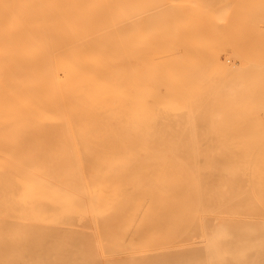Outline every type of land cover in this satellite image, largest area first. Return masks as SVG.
<instances>
[{
    "label": "bare ground",
    "instance_id": "obj_1",
    "mask_svg": "<svg viewBox=\"0 0 264 264\" xmlns=\"http://www.w3.org/2000/svg\"><path fill=\"white\" fill-rule=\"evenodd\" d=\"M234 1L11 0L18 10H0V80H7L8 90L4 86L1 96L11 98L0 108V138L17 149L37 144L36 163L30 153L19 160L20 169L27 166L29 172L0 192V264L31 248L34 227L41 238L52 235L55 264H264V120L247 119L243 127L227 131L233 123L219 119L213 100L218 78L236 79L226 88L229 99L263 89L264 67L252 66L246 74L244 61L235 58L228 65L207 55L211 65L198 86L209 97H195L199 104L184 102L181 109L175 101L170 108L167 99L160 101L167 86L164 93L148 94L158 87L152 81L155 86L148 85L143 94L136 79L140 21L166 30L162 36L171 47L162 53L176 69L180 55L186 62L184 33L196 36L199 50L212 46L207 33L216 38L213 43L229 46L225 21ZM193 13L208 23L188 24L185 19ZM182 22L189 27L183 29ZM123 79L132 116L125 141L117 129ZM207 97L212 116L208 107L209 114L203 113L211 118L213 133L205 122L209 128L203 129L211 134L195 135V123L194 135L185 129L187 135L178 131L183 136H176L185 127L173 126L177 109H185L179 113L184 119L190 112L193 120L202 116L193 108L205 110ZM140 100L146 105L139 109ZM156 104L153 119L161 117L159 105L175 111L168 123L177 129L170 130L175 136L155 129L158 119L150 131L138 132V113L145 117ZM175 120L185 122L180 116ZM47 245L44 240L45 260Z\"/></svg>",
    "mask_w": 264,
    "mask_h": 264
},
{
    "label": "rangeland",
    "instance_id": "obj_2",
    "mask_svg": "<svg viewBox=\"0 0 264 264\" xmlns=\"http://www.w3.org/2000/svg\"><path fill=\"white\" fill-rule=\"evenodd\" d=\"M0 1L3 2L4 0H0ZM6 1H9V3L7 4ZM4 2H5L4 4L0 3V10L8 9V11H11L12 8L14 10H18L17 6H19V4L18 5L16 4L17 6L13 7V5H11V0H5ZM139 11L141 12V9H139ZM185 20H186V22L188 24H192L194 26H196L197 23H198V25L199 24H207L208 23L207 21H200L199 19H197L196 14H194V13H193L192 17H190V18L187 17ZM226 21H227V18H226ZM141 23H142V25H141ZM187 23H186V25H187ZM210 23L214 25V23H212V21ZM139 24L140 25H138V37H137V41H139V42L136 41V45H137L136 46V50H137V55H136L137 56L136 57L137 61H136V63L138 65L137 66L138 75L136 77L137 83L141 85L140 86L141 88L143 86V89H141L143 94H145L147 92V91L145 92V89L148 88V85L150 87L155 86L154 83L158 85V87H156V86L153 87L152 88L153 90L151 89V92H149V93L147 92L148 94L152 93L154 95L155 94L158 95L159 93H164L165 89L163 87L166 88V86H167L166 95L164 96V98L162 97V100H161V98H159V99H160V101H163V100L167 99L166 101H164V103L168 102L167 103L168 104V108H170L169 107V102H170V104L172 102V105H173V103L176 102L177 105H175V106L177 108L179 106V108L181 109L182 106L184 105V102H192L194 100L196 101L197 99H195V97L204 96L205 93H208V92L204 93V88H203V90L200 89V86H198V80H199V76L205 72V70L208 67V65H211V63L209 61V58H210L209 56H213V54H215L213 56V58L218 56L219 58H221L222 62L224 61L228 65L232 64L234 62L235 58H236V60L238 59L239 61H244L245 64L241 66L242 69H243L242 72H244V73H246L247 71L251 70V68H254L252 66H257V65L252 64L251 62H248L247 60H244L243 58L239 57L235 53L234 54L237 57H239V58L233 57L231 55L229 46L225 47V48L224 47L222 48V47H220L221 46L220 42H218L219 44H217L215 42L213 43V40L216 39V38L213 35H209L210 33L206 34V35H208L206 37H208V39H209V44L212 45L210 50L207 49L209 46L203 47V49L199 50V48L196 46V43H195L196 36L190 35L191 32H190V34H185V33L182 34L185 30L180 29V34L185 35V38L180 35L183 38L182 40H184V42H183L184 45H182V47H181V49L185 53V54L183 53L184 54L183 55L184 56L183 60L186 61V62L187 61H189V62L188 63L184 62V64H183V62L181 60L182 56L180 55V58H181V59L179 58L180 62L177 63V67H179V68L177 69V67H176V69H175L174 68L175 65H172L174 61L170 63L167 60V57H165L164 54L162 53L163 51H165V48L167 46L171 47V45L169 43H168V45H166L167 43L164 42L165 38L162 36L163 32H165L166 30L165 29L160 30L158 28L159 27L158 24H155L154 22L152 24V22H148L146 20H145V22L144 21H140ZM181 24L179 26H181ZM211 24H210V26H211ZM183 25H184V23L182 24V28H183ZM186 25H184V27ZM144 27H145L146 30H144V32H143ZM146 27H148V29ZM186 27L188 28L189 26L187 25ZM187 28H185V29H187ZM211 28H212V26H211ZM181 30H182V33H181ZM186 31H189V30H186ZM186 33H188V32H186ZM231 34H232V36H231L232 38H229L228 40L226 38L228 44L231 43L233 45H235V44L238 45V43H239V45H242V46L247 45V40H248V35L249 34H247L246 30H238L237 27L234 26ZM225 36H226V24H225ZM165 41H166V39H165ZM214 41H216V40H214ZM163 42L165 43V45L163 44ZM180 42H181V40H180ZM215 44L219 45L218 46L219 49H218V47L217 48H213V46ZM180 45H181V43H180ZM149 46L151 47L150 49L148 48ZM156 49L159 50V51H157ZM207 55H209V56H207ZM167 56H168V54H167ZM169 56H168V58H169ZM160 58H162L161 60H164V58H165L169 64L167 62H164L163 64H161L160 62H163V61H161ZM213 58H211L210 60H212ZM238 60H237V63H239ZM227 61H228V63H227ZM0 63H1V60H0ZM141 63H142V65H141ZM246 63H248L249 65L246 64ZM4 64H5V61H4ZM157 64H160L158 68H157V66H158ZM180 64H181V66H180ZM163 66H165V67H163ZM149 68H151V69H149ZM124 69H126V67ZM171 69H173V71H171ZM185 70H186V72H185ZM124 73H125V71H124ZM3 79H5V78H2L0 80V89H1L0 90V96L2 95L3 91L7 90V86L5 85L7 82L6 83L4 82V81H7V80H3ZM235 80L236 79H231L229 77H225L223 79L218 78V81L215 83L216 91L214 92L215 97L213 99L215 102L218 103L219 108H220V110H218L220 112H216V114L221 115L219 119H222L225 122L232 121L231 122V123H233L232 125L226 126L227 127L226 130L227 131H231V132H233V130H235L236 128H241L245 124H247V119H249V120H251V119L264 120V88L263 89L261 88L259 91L251 92V93L247 94V96L244 97V98H240V99H237V100L229 99L228 96H227L226 88H227V86L232 84ZM138 81H140V82H138ZM152 81L154 83H152ZM188 84L191 85L189 90H188ZM3 87L6 90H2ZM205 90H208V89H205ZM209 90H211V89H209ZM209 93H210V91H209ZM3 94H4V92H3ZM148 94H146V95H148ZM212 94L213 93L210 94V98L212 97L211 96ZM6 95L10 96L9 93L6 94ZM2 96L0 98L4 99V97H2ZM206 96L209 97V95L206 94L204 96V98H206ZM208 97H207L208 100L206 99L205 101H203V102H205L207 104L205 110H202L201 112H198V111H200V109H198V111H197L196 103H195L196 106L192 104V107L195 106V108H196V110L193 108L194 112H192V107H191V109H190V107L188 108V110H190L196 116H199L198 113H200V114L202 113L201 114L202 116H199V117H195L193 115L194 116V117H192L193 120L191 119V117L189 119L190 112L188 113V111H185V119H184L183 118V114L179 115V113L181 114V111L183 109L179 111L178 110L179 108H178L177 111H176L177 115L176 114L173 115L175 113V111L172 112L173 113L172 114L170 110H166V108H165L166 106L163 109V107L161 108L160 105H159V107H160V109L162 111H160L159 109L158 110L160 112H163V111L166 110V111H168L169 115H168V113L166 114V111L164 112L165 115L161 114L160 112H157L158 116L161 115L160 119H158L159 118L158 116H155V117H158V118L153 119L154 117H153V115H151V113H156L157 104L154 106V108H151V106H149L151 109H154L155 111L152 112L151 109H149V107H148L147 110H146L147 112L145 114L146 115L145 117L141 114V112L138 113L137 117L135 116L137 118L136 120L142 121L140 126H139V128H138V132L140 131L139 133H142V131L143 132L144 131H150L152 129V127H154V125L156 124L155 127H154L155 129H169V131H167V130L165 131L164 130V132L162 130L161 133L167 134L166 132H168V135H171V134L174 133L173 131L177 130L178 127L181 125L179 128H182L183 126H185V127H183L182 130L178 129L176 131V133L179 131L178 133L182 132L183 134L187 135L188 132L185 129H188V131L190 132L189 135H191V134H193V133H191V130H194V129L191 128V126H194L195 123H197L196 126H194L195 129H196L195 131H197V129H199V130L197 131V133L195 135H197V134H198V136L202 135V134L204 135V133L205 134H207V133L211 134L210 133L211 131L213 133V130H212L213 127H212L211 122H209V120L211 119V118L209 119V117L212 116L211 115L212 112H211L210 106H208L209 102L211 103V101L209 100ZM2 99L0 101L1 102V104H0V106H1L0 108L1 109L4 106L3 104H5L4 101L6 100V98L4 100H2ZM10 99L8 98L6 100V102L9 103ZM159 99L157 101L155 100V102L158 103ZM2 101H3V103H2ZM126 101L127 100H126V93H125V79H123L122 94H121V101H120V110H119V113H120V116H121L122 120H121L120 124L117 127L118 132H119V134H120V136H121L123 141H125V138L127 137V122L130 121L131 118H132V116L129 114V112H128L127 108H126V105H127ZM150 101L153 102V100H150ZM152 102L150 103V105H153ZM196 102L199 104L198 101H196ZM200 102L202 103V101H200ZM137 104H138L139 109L146 105V103L143 100L142 101L140 100V102L138 101ZM162 104H163V102H162ZM162 106H164V105H162ZM172 107H174V105ZM172 107H171V110H172ZM200 107H202V106L200 105ZM207 107L210 108V109H208ZM185 108L187 109V107H185ZM148 109H149V113H148ZM203 109H204V107H203ZM207 109L209 110V112H211L210 114L207 111ZM195 111H197V114H196ZM204 111H206V113L209 114L208 115L209 117L204 114L205 113ZM186 112L188 113V115H186L187 114ZM170 113H171V115H173L174 118L170 116ZM203 114H204V116H203ZM166 115H168V116H166ZM191 115L192 114H190V116ZM176 116H177V118H179V116L182 117V121L185 120V122H184L185 124L183 122H181V121H179V122L176 121V120H179V119L175 120ZM186 116L188 117L189 120H187ZM205 116H206V118H205ZM164 117H165V119H167V120H165V122L167 124L171 122L169 119L173 118L175 122L173 120L172 121L174 122V124H176V125L173 124V126H175V128L177 127V129L172 128L173 127V126L171 127L172 124L170 126H169V124L168 125L165 124V122L163 121ZM200 117H202V118H200ZM157 119L160 122H158ZM194 119H197L198 121L194 120ZM201 119H203V120H201ZM180 120H181V118H180ZM186 120H187V122H186ZM155 121L159 123V126L161 125L160 128L156 127V126H158L157 125L158 123H155ZM161 121L164 122L163 125H162ZM189 121H191V122H189ZM152 122H153V126H152V124L150 126V123H152ZM180 122H181V124H180ZM205 122L206 123L208 122L207 124H209L211 126V128H209V126ZM189 123H192V124H189ZM199 123L203 124V126L201 125L202 129L203 128H205V129L209 128L210 132L209 131L207 132V130L205 131L204 129L203 130L200 129V124ZM198 124H199V127H198ZM165 125L168 126V127L165 128ZM186 125H188V128H187ZM189 126H190V129H189ZM169 127H171V129ZM170 130H173V131H170ZM200 130L203 131L204 133H202ZM170 132H171V134H170ZM192 132H194V131H192ZM199 132H200V134H199ZM177 134H176V136H180L181 135V134H178V135ZM173 136H175V133L173 134ZM181 136H183V135H181ZM9 140L10 139L0 138V144H1V146H0V192H3L4 184L10 183V182H12L14 180L16 181V179L18 177H20L23 174L29 172V168L27 166H24L23 168H25V169H23V170L20 169L21 167H20V164H19V160L26 158L28 156V153H30V154L34 155L33 164L36 163V154H37V152H36L37 144L36 143L34 144V148H32L30 150L28 148L17 149V148H14L13 146L7 144V142ZM127 147H128V149H130L132 151L143 150V149H138V148H136L133 145H129ZM32 231H34V233H32L31 236H30L31 248L30 249H21L19 251L18 255L16 257H14L13 259H11V262H9L7 264H55L54 261H53L54 246H53L52 235L50 234L49 238L44 239V238L40 237V233H39L40 230L38 228L34 227ZM44 231L47 232V229H44ZM44 240H46V242L48 243V245L46 247V250H45L46 253H47V257H48V259H46V260L44 259L43 254H42V251H43L42 242ZM24 255H25V259H24ZM28 257H30V260H28ZM138 262L140 264H146L145 261H143L144 263L142 261H138ZM138 262H136V263L135 262L134 263H132V262H129V263H127V262H124V263L118 262L117 263L116 262V263H112V264H139ZM151 262H148V263L149 264H156V263L157 264H163V262H161V263L160 262L159 263L158 262L151 263ZM171 262L172 261H168L167 263L168 264H174L173 262L172 263ZM179 262L180 261H178V262L176 261L175 264H182V262H180V263ZM164 263H166V261ZM185 263L183 262V264H185ZM186 264H188V263H186ZM189 264H193V263H189Z\"/></svg>",
    "mask_w": 264,
    "mask_h": 264
},
{
    "label": "crops",
    "instance_id": "obj_3",
    "mask_svg": "<svg viewBox=\"0 0 264 264\" xmlns=\"http://www.w3.org/2000/svg\"><path fill=\"white\" fill-rule=\"evenodd\" d=\"M231 7L225 21L227 40L234 26L249 34L247 45L230 43L231 50L256 67H264V0H235Z\"/></svg>",
    "mask_w": 264,
    "mask_h": 264
}]
</instances>
